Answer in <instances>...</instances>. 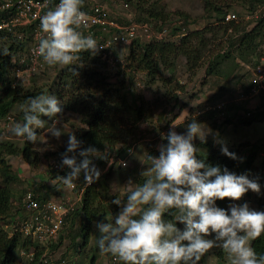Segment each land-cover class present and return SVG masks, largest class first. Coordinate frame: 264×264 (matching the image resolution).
Returning a JSON list of instances; mask_svg holds the SVG:
<instances>
[{
  "label": "rangeland",
  "instance_id": "1",
  "mask_svg": "<svg viewBox=\"0 0 264 264\" xmlns=\"http://www.w3.org/2000/svg\"><path fill=\"white\" fill-rule=\"evenodd\" d=\"M230 1L157 0L149 7L156 8L158 11H165L169 15L168 17L171 18L185 15L184 18L188 21L189 26L188 31L194 32L220 23L217 22L218 17L215 16V12H211L213 7L216 6L220 7L222 12L234 13L239 19L242 18L243 11L238 6L225 7ZM208 7H210V10ZM117 12L124 16L127 15L120 9ZM229 34L230 31L228 34H223V31L214 29L213 32L206 35L209 44L202 53L199 68L188 70L185 60L178 58L174 61V72L172 74L164 70L153 82L148 80L143 74L136 75L133 83L129 85L128 92L141 96L147 102L149 115L136 126V137L138 140L132 144L130 156L126 157V167L118 168L117 164H114L115 151L110 152L107 150L104 153H100L101 156L99 158H93V163L101 173L99 179L95 182L99 185L98 203L102 207V213L104 209L111 212V214H107L106 219L104 218L105 223L112 218L114 223V218L119 214L122 205L117 206L112 201L121 199L123 203L126 199L125 185L128 181L131 180L133 183L142 184L147 179V175H142L141 173H146L147 168L150 166L148 156H158V146L167 143L163 137L167 136L170 129L178 134L185 133L187 124L193 119L209 130L210 134L207 136L206 142L211 147L220 149V144L215 143V140L224 141L228 150L238 149L237 157L240 162L245 158L244 153L246 151L253 145L258 146L260 151H258L252 168L248 173L244 174H247L250 178L262 173L264 119H256L250 125H244L243 121L247 120L244 116L246 114L245 108L249 109L252 105L251 101H253L254 105L258 103L257 98L251 99L249 97L248 79L251 70L254 68V63L264 53V43L255 52L246 51L245 58L242 59L239 56V49L228 46L226 40ZM179 40H176V42ZM129 46L119 47L118 56L121 62L119 61L120 63L113 67L104 66L92 54H89L88 67H86L91 69V72L98 71L101 75L106 76V83L114 84L117 81L125 80L128 75L125 71L126 69L120 65L124 64L129 52ZM219 52L220 54L221 52L230 53V56L218 65L217 75H206L205 70L209 58L216 56ZM61 72V67H50L43 63L29 82L20 83L24 90L36 91L38 95H54L61 102L62 112L55 118L42 117L46 121V125L44 129L36 130L38 143L32 144L24 141L23 138L15 137L11 132L17 122L21 123L20 120L16 121L14 119L19 113L23 112L21 104L15 105L11 109L10 115L13 117V122L9 124L10 126L8 128L5 127L3 132L0 130V141H10L17 147H22L24 143H29L33 153L37 156L35 165H30L21 155L0 156V161H4V163L0 164V186L5 181H8L13 195L12 198L16 202L15 205L18 204L17 201L22 197L23 192L32 188L30 185H42L41 191L44 190L47 193L48 200L59 201L62 196H64V199L75 196V193H71L60 181L56 182L47 176V171L52 167V162L58 164L59 170H69L66 167H61L62 154L66 151L68 137L70 134L77 136L85 129L80 116L67 111L65 102L57 97V87L60 84ZM170 78L172 80L166 83ZM10 79L13 82L15 81L12 75H10ZM77 80L80 85L81 83L83 84L81 75H79ZM53 120L57 122V127L62 128L64 133L59 139L47 133V128L52 125ZM227 120L230 123L227 124ZM198 143H200L198 139L194 141L196 147ZM118 147L117 149H119ZM105 156L107 159L104 158ZM124 156L120 158H124ZM3 167L6 168L10 175H15V178H8L9 174L4 172ZM263 196L264 185H260L259 193L252 192L249 196H243L241 200L236 202L228 200L224 207H219L218 203H216V206L227 211L233 203L237 206L247 203L250 209L264 212L258 206V200ZM72 222L67 220L65 230L52 238L54 243H57L60 238H62V242L55 249L54 255H45L48 262L51 259L61 261L62 258L65 259L62 264H119L110 255H102L100 253L95 237L96 225L92 227L88 244L83 245L79 253H74V250H72V237L75 235L74 229L77 231L78 227L71 225ZM208 238L211 239L213 237ZM76 241L78 240L76 239ZM38 245L43 247L48 244ZM32 254V250L27 256L17 250L15 264H27L29 261L28 257ZM199 264H229V261L226 253L221 248L214 247L201 258Z\"/></svg>",
  "mask_w": 264,
  "mask_h": 264
},
{
  "label": "clouds",
  "instance_id": "2",
  "mask_svg": "<svg viewBox=\"0 0 264 264\" xmlns=\"http://www.w3.org/2000/svg\"><path fill=\"white\" fill-rule=\"evenodd\" d=\"M82 4L83 0H59L54 9L40 17L42 35L35 55L48 66L75 65L82 53L95 55L104 48L79 30L86 23ZM7 54V49L0 52ZM72 71L77 75L75 67ZM21 107L23 123L15 124L11 132L32 144L38 143L36 130L45 128L42 117L53 119L62 112L61 102L50 94L30 98ZM47 133L57 139L64 134L55 120ZM209 134L195 119L183 134L170 129L163 137L167 143L158 146L159 155L148 156L150 166L141 173L147 179L142 184L129 180L123 203L121 199L112 201L122 205L114 223L112 218L96 225L102 255H110L119 264H199L209 250L219 247L229 264H264V255L257 256L250 243L264 234V212L250 209L247 203H233L227 211L216 206L217 201L225 199L239 201L248 191L259 193L260 184L247 174L237 176L226 167L210 166L198 159L194 141L206 143ZM215 143L220 144L222 155L237 159L224 141L217 139ZM82 144L74 134L69 135L61 167L70 171L58 177L67 189L76 187L81 173L86 185L95 183L101 175L93 163V158L101 156L98 149L82 148ZM165 213H170L173 220L165 221Z\"/></svg>",
  "mask_w": 264,
  "mask_h": 264
},
{
  "label": "trees",
  "instance_id": "3",
  "mask_svg": "<svg viewBox=\"0 0 264 264\" xmlns=\"http://www.w3.org/2000/svg\"><path fill=\"white\" fill-rule=\"evenodd\" d=\"M124 1L129 5V13L136 22L150 23L159 20L166 21L169 18L165 11H158L156 8L149 7L157 0ZM232 6H238L243 13H254L258 11L259 7H262L256 25L250 31H246V24L244 25L242 21H238L229 24L219 23L203 30L189 32L188 21L183 15L180 17L184 21L183 24L174 27L168 35V37H171L180 34L184 28L186 33L178 38L180 39L178 42L171 40L172 37L170 39L167 38L163 42H147L137 38L129 44V52L124 64L120 65L126 69L128 77L125 80L117 81V83H106V76L101 75L98 71L91 72L92 70L87 68V62L90 57L88 52L81 54L80 62L62 68L60 84L57 87V97L65 102L67 111L80 116V120L85 126V129L76 136L78 140L83 142L82 148L93 146L98 149L99 153H104L107 150L110 152L115 151L114 158L116 160L126 155V151L132 148V144L138 140L136 137V126L149 115L147 102L141 96L128 92V87L133 83L135 76L143 74L148 80L153 82L164 70L172 74L174 72V61L178 58L185 60L188 70L199 68L202 53L209 44L206 35L213 32L214 29L223 31V34H228L231 31L226 42L229 47L239 49L240 58H245L246 51L255 52L264 43V0H231L230 3L225 5L226 8ZM84 7L85 2L83 1L81 8ZM208 8L210 10V7ZM212 10L211 12H215V16L218 17L217 22H220L228 14L227 11L222 12V9L218 6L213 7ZM28 42L29 36L27 34L23 39H19L13 33L5 31L0 33V52H3L4 49L8 50L7 55H0V120L11 116V109L15 105H25L28 99L38 96L36 91L24 90L19 82H13L10 79L13 69L12 60L25 53ZM229 56L230 53L221 52L220 54L219 52L216 56L210 57L205 74L217 75L218 65ZM262 57H264V53L254 63V67L260 63ZM98 61L100 60L98 59ZM101 63L107 66L103 62ZM73 67H75L77 75L73 74ZM79 75L83 79V84L81 83V85L77 80ZM172 78L167 80L166 83L170 82ZM93 85L95 86L92 87ZM245 110L248 112V109L245 108ZM14 119L16 121L20 120L22 124L23 112L19 113ZM246 119L243 121L244 125H250L256 119H264V114L262 112L256 113ZM226 123L228 124L230 121L227 120ZM197 148L199 149L197 153L198 159H203L210 166L226 167L237 176L248 173L251 170L258 151H260L258 146L253 145L244 153L245 158L240 162L238 157L236 160H232L222 155L220 149L211 147L207 142L198 143ZM229 151L236 156L239 152L238 149ZM1 155H21L30 165H35L37 162V156L33 153L29 143H24L22 147H17L10 141H0ZM1 163H4V161L1 160ZM261 164L262 173L250 177V179H256L260 185H264V154ZM118 168L120 167L118 166ZM2 169L5 173L7 172L6 168L3 167ZM69 171L50 167V170L47 171V176L49 179L59 182L58 177L66 176ZM8 174V178H15V175ZM83 181L84 176L81 173L76 183L79 185ZM30 187L32 188L23 192L22 197L17 201L18 204L15 205L16 202L12 198L13 195L8 181H5L0 186V264H15L17 250L20 253H25L26 256L32 250L33 254L28 257L29 261L27 264H58L65 260L62 258L61 261L51 259L48 263H44L43 257L44 255H54V251L61 244L62 238L58 239L57 243L50 242L47 246L41 247L38 243L31 241L30 238L22 237L18 232H12L28 216L22 205V198L26 193H32L33 197L41 202L48 200L47 193L44 190L41 191L42 185H30ZM47 189L49 188L47 187ZM251 193L252 191H248L244 196H249ZM98 200L99 185L93 183L85 188L81 201L76 205L75 210L65 218V223L59 232L60 234L65 230L67 220L73 221L71 225L78 227L77 231L74 229L75 235L72 237V250H74V253H79L81 247L88 244L92 227L104 222L107 214H111L110 210L106 209H104L103 213L101 212L102 207L99 205ZM227 201L225 199L216 203L219 204V207H224ZM258 206L264 210V196L259 198ZM77 218L79 219L77 220ZM164 219L165 221H170L173 220V216L170 213H165ZM177 227L182 229L183 225L177 224ZM9 232L13 234H9ZM99 235L100 233L96 229V242ZM250 243L257 256L264 255V234Z\"/></svg>",
  "mask_w": 264,
  "mask_h": 264
},
{
  "label": "built area",
  "instance_id": "4",
  "mask_svg": "<svg viewBox=\"0 0 264 264\" xmlns=\"http://www.w3.org/2000/svg\"><path fill=\"white\" fill-rule=\"evenodd\" d=\"M84 2L85 7L81 8V11L86 13V23L79 30L86 36L91 35L98 45L104 47L95 56L107 66L113 67L120 63L119 47L128 46L137 38L147 42H163L172 37L171 40L176 41L186 33L183 28L180 34L168 37L174 27L181 26L184 22L177 16L169 17L166 21L139 23L131 17L129 5L124 0H85ZM58 3L59 0H0V33L4 31L13 33L19 39H23L26 34L29 36L25 53L12 60V76L15 82H29L44 63L42 57L35 55L42 35L40 17L48 10L54 9ZM118 9L123 10L127 15L119 14ZM261 9L262 7H259L254 13L244 12L240 19L234 13H228L220 23L229 24L242 21L246 24V31H250L256 25ZM248 86L249 97L257 98L259 104L249 108L250 111L246 113V116L250 117L257 111L264 114V57L251 70ZM12 122V116L0 120V130L3 132L5 127L8 128ZM131 152L132 148L128 149L126 157L130 156ZM126 157L114 159V164L120 168L126 167ZM51 166L53 169H58L56 162H52ZM88 186L84 181L79 185L76 183L74 189H68L71 193H75V196L67 199L62 196L59 201L41 202L36 200L32 193H26L22 198V205L28 216L12 232H18L22 237L30 238L38 244H49L52 238L61 231L65 218L75 210ZM12 232L9 234H13ZM43 257L44 263H48L47 257L45 255ZM62 263L64 262L60 264Z\"/></svg>",
  "mask_w": 264,
  "mask_h": 264
},
{
  "label": "crops",
  "instance_id": "5",
  "mask_svg": "<svg viewBox=\"0 0 264 264\" xmlns=\"http://www.w3.org/2000/svg\"><path fill=\"white\" fill-rule=\"evenodd\" d=\"M257 101H258V100H257ZM257 101H256V102H257ZM256 102H255V103H256ZM258 103H259V102H258ZM258 103H257V104H258ZM251 104H252V105H251L250 107L254 106L253 101H251ZM257 104H255V105H257ZM250 107H249V108H250ZM175 120H176V119H175Z\"/></svg>",
  "mask_w": 264,
  "mask_h": 264
}]
</instances>
